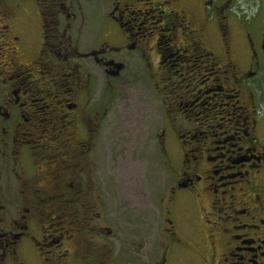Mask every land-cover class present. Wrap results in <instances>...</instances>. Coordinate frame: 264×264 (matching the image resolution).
<instances>
[{
    "label": "flooded vegetation",
    "instance_id": "af4514ba",
    "mask_svg": "<svg viewBox=\"0 0 264 264\" xmlns=\"http://www.w3.org/2000/svg\"><path fill=\"white\" fill-rule=\"evenodd\" d=\"M263 25L264 0H0V264H264ZM132 79L172 170L149 254L99 220Z\"/></svg>",
    "mask_w": 264,
    "mask_h": 264
},
{
    "label": "rangeland",
    "instance_id": "374dc122",
    "mask_svg": "<svg viewBox=\"0 0 264 264\" xmlns=\"http://www.w3.org/2000/svg\"><path fill=\"white\" fill-rule=\"evenodd\" d=\"M256 29L254 35L258 38L264 31V25ZM258 83L259 103L263 107L264 58L260 59ZM116 88L114 108L111 111L115 122V143L112 144L115 153L113 160H110L115 169L114 189H106L107 191L101 194L99 220L101 225H109L113 229L116 239L112 241L115 247L123 252L131 249V245L124 244L125 239H129L125 238L127 233L132 235V242H143L139 239L140 236H134L133 232L138 225L147 227L146 231L141 230L145 240L144 251L148 254L154 253L156 235L159 232L156 227V222L159 221L158 210L163 206L160 198L164 195L170 178L168 172L172 170L165 161L161 162L153 134L154 126L149 117H145L151 113L150 107H143L141 104L145 99L144 88L148 90V87L139 80L132 79ZM261 112H264V108L260 109ZM260 136L264 138V127ZM173 163L177 164L179 160H172ZM162 177L163 181H158ZM150 223L153 227H150Z\"/></svg>",
    "mask_w": 264,
    "mask_h": 264
}]
</instances>
